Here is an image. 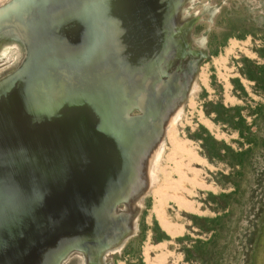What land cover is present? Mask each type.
Here are the masks:
<instances>
[{
    "label": "water",
    "instance_id": "obj_1",
    "mask_svg": "<svg viewBox=\"0 0 264 264\" xmlns=\"http://www.w3.org/2000/svg\"><path fill=\"white\" fill-rule=\"evenodd\" d=\"M182 1L0 6V32L14 30L23 53L0 77V264H60L73 250L97 258L135 234L120 231L118 206L133 151L191 74L166 69ZM207 56L201 47L191 71Z\"/></svg>",
    "mask_w": 264,
    "mask_h": 264
},
{
    "label": "rangeland",
    "instance_id": "obj_2",
    "mask_svg": "<svg viewBox=\"0 0 264 264\" xmlns=\"http://www.w3.org/2000/svg\"><path fill=\"white\" fill-rule=\"evenodd\" d=\"M180 9L182 23L171 40L173 60L166 69L179 65L180 73L188 68L191 72V60L204 47L208 56L196 64L203 82L198 80L195 93L192 90L178 116L170 120L163 155L153 172L158 171L152 178L157 180L143 196L135 234L103 259L110 264H147L145 248L165 244L161 253L168 264H264V92L240 73L244 58L264 63L258 54L264 53V0H183ZM21 50L16 41L0 39V73L21 61ZM218 103L237 106L244 115L257 104L263 106L241 170L230 165L226 150L224 160L207 158L200 144V138L210 135L221 143V153L222 145L233 151L247 146L238 143L229 125L214 121L213 112L205 114ZM159 231L165 236L157 240ZM186 248L193 250L187 252L191 261ZM149 255L155 264L162 263L160 251ZM82 257L81 251L73 250L60 264H84Z\"/></svg>",
    "mask_w": 264,
    "mask_h": 264
},
{
    "label": "bare ground",
    "instance_id": "obj_3",
    "mask_svg": "<svg viewBox=\"0 0 264 264\" xmlns=\"http://www.w3.org/2000/svg\"><path fill=\"white\" fill-rule=\"evenodd\" d=\"M15 34H16V32L14 30H9V33H7L6 35L2 34V32H0V39L1 38H6V40H14V41L19 40V38L16 37ZM13 36H15V37H13ZM198 41L201 43V45H202V43H204L203 42V38L198 39ZM22 56H23V54H22ZM19 63L20 62H18L17 65H19ZM15 67L0 73V77H3L5 75H7ZM197 74H200V73H198V72L196 73V64H195L193 70L191 71V74H189V76H188V79H187L185 85H183V84H181L179 82L178 83L177 94L174 95V97H172L168 103H166L165 105H163L160 108L161 113L159 115L158 127H157V130L155 131V133L152 134V135H149V134L146 133V136H144L145 142L143 143V146H142L143 149H141L139 151L140 148L137 149V147H136L135 150L133 151V154H132V159L134 160L133 161V165H132V181L133 182L129 186V188H127V190L125 191V193L122 196L123 197V203L122 204L124 205V208L120 210V211L123 212L122 213L123 215H122V218H121V222H120V224H121L120 231L122 233L123 232L124 233L128 232L131 229L133 230L134 229L133 227H135V225H136V219H137V216H138V212H139L140 208L142 207L143 196L148 191H150L153 188V184L157 180V179L156 180L155 179L152 180V178L154 177V175H158V171H156V174H154V175H153V172L155 170H158L157 166H159L160 159H161V157L163 155L164 142H165V140L167 142V136H168V135H166V133L168 131V128L171 125V123H170L171 121L170 120H174L175 114H176V116H178L177 112L185 104V101L187 100V97L190 94H192L191 93L192 90H194V93H195V89L198 88V85H199L198 80L200 78H203V77H200L201 75L200 76L198 75L200 77L198 79ZM201 81H202V79H201ZM201 81L199 80V82H201ZM135 88H137V87H135ZM136 93H137V90L134 92L135 96H136ZM142 100H143V97H138L137 96V97H135L133 99L132 102L133 103H137V105H138V104L141 103ZM207 126L212 132H215V130H214L213 126L211 125V123L207 122ZM216 136H217V134H216ZM134 154H135V156H134ZM166 158H167V156H166ZM191 167L194 168L195 166L193 165ZM191 172H192V170H191ZM149 175H150V177H148ZM188 175H190V173H188ZM191 176H189V177H191ZM193 180H195V179H193ZM149 184H151V185H149ZM149 186H150V188H149ZM154 186H155V184H154ZM263 234H264V232H263ZM164 246H165V244H163L161 247L148 246L147 248H145L146 249L145 252H146L147 264H155V261H154L155 258L153 259L149 255L151 250L153 252L160 251V254H161L160 256L163 257V258H161V262H162L161 264H168L167 257L163 256V252L161 253V251L165 248ZM164 253H166V250H165ZM96 254H98L97 258H95L96 264H103L104 256H101V253L99 254L97 252V250H96ZM156 258H157V256H156ZM89 259H90L89 256H87L86 257L87 264H90L89 263ZM159 259H160V257H159Z\"/></svg>",
    "mask_w": 264,
    "mask_h": 264
},
{
    "label": "trees",
    "instance_id": "obj_4",
    "mask_svg": "<svg viewBox=\"0 0 264 264\" xmlns=\"http://www.w3.org/2000/svg\"><path fill=\"white\" fill-rule=\"evenodd\" d=\"M261 51H264V47L261 49ZM264 58V53H258ZM240 73L243 77H245L247 80L252 81L254 86L258 88V90L264 92V63L258 64L255 61H250L248 59H243L242 61V68ZM233 82L237 83V80H234ZM242 92L244 93L243 88L241 87ZM263 106L261 104H257L255 107H253L250 111H247L246 115H244L239 107L237 106H231V107H223L221 103L214 104V107L210 110H205V114L208 115L210 112H213L215 117L214 121H220L222 123H225L230 126L238 135V143L240 145L243 144V142H246V147L244 149L233 151L226 145H222L221 148L222 153L219 150V147L221 143H218L216 140H214L210 135H206L205 137L200 138V144L205 149V156L207 158L216 157L221 160L225 159V154L223 152H228L230 154V165L232 167H235L238 170H241L243 168V156L245 155L246 151L249 150V146L251 145V139H252V127L256 124V116L259 114L261 108ZM246 116L250 117V121L248 122L246 119ZM207 143H210V146L213 147L212 149H207ZM215 148V150H214ZM214 150V153H213ZM164 234L159 231V235L156 236L157 240L164 238ZM184 253L187 256V252H193L191 249H184ZM184 254V256H185ZM195 254V253H194ZM192 256H194L192 254ZM191 258V257H190ZM191 261V259H189Z\"/></svg>",
    "mask_w": 264,
    "mask_h": 264
},
{
    "label": "flooded vegetation",
    "instance_id": "obj_5",
    "mask_svg": "<svg viewBox=\"0 0 264 264\" xmlns=\"http://www.w3.org/2000/svg\"><path fill=\"white\" fill-rule=\"evenodd\" d=\"M82 260H83V263H84V264H87V263H86V260H85L84 257H82ZM103 264H110V263H106V262L104 261Z\"/></svg>",
    "mask_w": 264,
    "mask_h": 264
},
{
    "label": "clouds",
    "instance_id": "obj_6",
    "mask_svg": "<svg viewBox=\"0 0 264 264\" xmlns=\"http://www.w3.org/2000/svg\"><path fill=\"white\" fill-rule=\"evenodd\" d=\"M0 3H3V0H0Z\"/></svg>",
    "mask_w": 264,
    "mask_h": 264
}]
</instances>
